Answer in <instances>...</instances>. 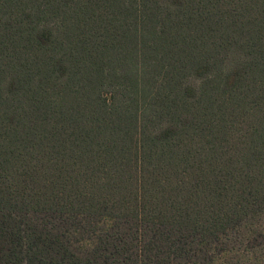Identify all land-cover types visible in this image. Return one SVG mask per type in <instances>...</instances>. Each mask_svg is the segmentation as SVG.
Returning a JSON list of instances; mask_svg holds the SVG:
<instances>
[{
    "label": "trees",
    "instance_id": "1",
    "mask_svg": "<svg viewBox=\"0 0 264 264\" xmlns=\"http://www.w3.org/2000/svg\"><path fill=\"white\" fill-rule=\"evenodd\" d=\"M0 264H264V0H0Z\"/></svg>",
    "mask_w": 264,
    "mask_h": 264
}]
</instances>
